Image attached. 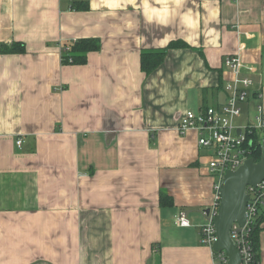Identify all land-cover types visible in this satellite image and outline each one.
Instances as JSON below:
<instances>
[{
  "label": "crops",
  "instance_id": "crops-1",
  "mask_svg": "<svg viewBox=\"0 0 264 264\" xmlns=\"http://www.w3.org/2000/svg\"><path fill=\"white\" fill-rule=\"evenodd\" d=\"M80 1L0 0V44L24 46L0 52V264H213L208 151L176 125L224 100L230 54L264 111V0ZM81 38L99 50L62 63ZM166 47L145 73L141 52Z\"/></svg>",
  "mask_w": 264,
  "mask_h": 264
},
{
  "label": "built area",
  "instance_id": "built-area-1",
  "mask_svg": "<svg viewBox=\"0 0 264 264\" xmlns=\"http://www.w3.org/2000/svg\"><path fill=\"white\" fill-rule=\"evenodd\" d=\"M62 49H67L66 45H63ZM70 59L69 57L68 60ZM224 65L233 75L232 79L223 85L224 100L218 105H203L196 110H185L180 114L176 125L179 134L194 130L198 136V146L208 151V168L215 179V193L213 201L207 207L208 213H204L205 223L199 230V242L211 250L216 240L213 219L218 211V189L223 175L228 170L237 169L247 158L253 157L252 153L258 146L261 152L264 150L263 107L257 104L252 113L249 107L250 97L259 95L251 91L253 80L241 72L239 57L236 54L226 55ZM243 108L246 110L244 117ZM21 141L18 139L16 144L19 145ZM245 192L248 195L245 223L240 226L233 222L229 234L240 253V264H252L255 252L250 231L261 223V217L264 216V179L255 186L247 185ZM174 222L179 227L190 225L182 210L176 213ZM212 258L213 264H227L228 258L224 251L212 250Z\"/></svg>",
  "mask_w": 264,
  "mask_h": 264
},
{
  "label": "water",
  "instance_id": "water-1",
  "mask_svg": "<svg viewBox=\"0 0 264 264\" xmlns=\"http://www.w3.org/2000/svg\"><path fill=\"white\" fill-rule=\"evenodd\" d=\"M264 179V150L261 158H247L235 170H228L223 175L219 185V205L217 215L213 219L216 240L212 245L215 252L224 251L227 255V264H240L241 256L231 240L229 230L233 222L243 226L245 223V208L248 200L246 186L257 185ZM208 213V209L204 210Z\"/></svg>",
  "mask_w": 264,
  "mask_h": 264
},
{
  "label": "trees",
  "instance_id": "trees-1",
  "mask_svg": "<svg viewBox=\"0 0 264 264\" xmlns=\"http://www.w3.org/2000/svg\"><path fill=\"white\" fill-rule=\"evenodd\" d=\"M87 4L85 1L75 0L71 4V9L74 10H84L87 9ZM176 46L174 43H169L168 48ZM67 49L61 50V62L64 64H84L86 62L87 53L91 51H97L100 48V41L98 38H81L76 39L68 44H66ZM166 48L156 49L151 51H142L141 52V69L148 73L155 69L164 59ZM0 52L1 53H22L24 52L23 44L19 42H12L11 44H0ZM71 58L68 60V58ZM261 149L259 146L252 153V156L256 161H259L261 158ZM160 203H171L170 196H166V194H160ZM264 216L261 217V220ZM260 225V224H259ZM259 225L253 227L250 231V239L252 241L253 249H254V260L252 264H259L258 254H257V232L259 230Z\"/></svg>",
  "mask_w": 264,
  "mask_h": 264
},
{
  "label": "rangeland",
  "instance_id": "rangeland-1",
  "mask_svg": "<svg viewBox=\"0 0 264 264\" xmlns=\"http://www.w3.org/2000/svg\"><path fill=\"white\" fill-rule=\"evenodd\" d=\"M243 110H244V111H243V115H242V116L244 117V115H245V111H246V110H245V108H243ZM250 112L252 113V112H254V111H253V110H250Z\"/></svg>",
  "mask_w": 264,
  "mask_h": 264
}]
</instances>
